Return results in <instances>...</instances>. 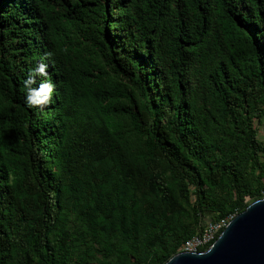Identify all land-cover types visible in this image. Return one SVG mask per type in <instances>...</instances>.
Listing matches in <instances>:
<instances>
[{"label":"trees","instance_id":"trees-1","mask_svg":"<svg viewBox=\"0 0 264 264\" xmlns=\"http://www.w3.org/2000/svg\"><path fill=\"white\" fill-rule=\"evenodd\" d=\"M263 124L264 0H0V264H166L264 199Z\"/></svg>","mask_w":264,"mask_h":264},{"label":"water","instance_id":"water-1","mask_svg":"<svg viewBox=\"0 0 264 264\" xmlns=\"http://www.w3.org/2000/svg\"><path fill=\"white\" fill-rule=\"evenodd\" d=\"M166 264H264V199L237 215L208 250L182 252Z\"/></svg>","mask_w":264,"mask_h":264},{"label":"clouds","instance_id":"clouds-1","mask_svg":"<svg viewBox=\"0 0 264 264\" xmlns=\"http://www.w3.org/2000/svg\"><path fill=\"white\" fill-rule=\"evenodd\" d=\"M45 77L44 82L40 83L38 87H33L36 84V77ZM25 104L29 108H39L47 105L54 92L55 85L48 77L47 65L39 63L37 67L32 69L24 81Z\"/></svg>","mask_w":264,"mask_h":264},{"label":"built area","instance_id":"built-area-1","mask_svg":"<svg viewBox=\"0 0 264 264\" xmlns=\"http://www.w3.org/2000/svg\"><path fill=\"white\" fill-rule=\"evenodd\" d=\"M233 219L232 217L216 223H208L201 233L196 234L185 243L182 252L199 253L208 250Z\"/></svg>","mask_w":264,"mask_h":264},{"label":"rangeland","instance_id":"rangeland-1","mask_svg":"<svg viewBox=\"0 0 264 264\" xmlns=\"http://www.w3.org/2000/svg\"><path fill=\"white\" fill-rule=\"evenodd\" d=\"M259 129V139L264 142V124L258 127Z\"/></svg>","mask_w":264,"mask_h":264}]
</instances>
